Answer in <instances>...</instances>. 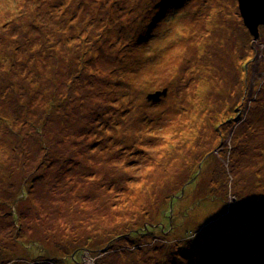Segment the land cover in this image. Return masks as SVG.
<instances>
[{"label": "rangeland", "instance_id": "374dc122", "mask_svg": "<svg viewBox=\"0 0 264 264\" xmlns=\"http://www.w3.org/2000/svg\"><path fill=\"white\" fill-rule=\"evenodd\" d=\"M24 101L48 140L19 175ZM11 209L0 264H264V24L238 0H0Z\"/></svg>", "mask_w": 264, "mask_h": 264}, {"label": "trees", "instance_id": "16d2710c", "mask_svg": "<svg viewBox=\"0 0 264 264\" xmlns=\"http://www.w3.org/2000/svg\"><path fill=\"white\" fill-rule=\"evenodd\" d=\"M24 87L26 88V86H24ZM165 88H167V87H164L161 90H163ZM16 92L18 93V90ZM19 93H20V90H19ZM29 97L32 98L31 96H28L27 98L25 96V99L27 100V102L31 101ZM25 101L21 103V106L19 105L20 106L19 108H16V113H12V112L4 113V114H6L7 119L10 122V128L13 129L14 123L16 124V127L19 126V129L16 128V135L19 138V141L17 140L16 142H14V145L12 146V148H16V149L13 152H10V154H9L10 159H15L16 161L17 160L20 161L19 165H18V163H16V170H17V172L19 171V175L22 172V169L26 170L27 168H31L33 170L34 167L40 166V162H43L44 160L38 161V154L36 151V147L40 144L45 143L48 140L47 138H45L43 136L41 125H39V122H45V121H47V119L44 117V115H42V114L39 115L36 111L32 115L26 116V113L22 112L24 110L23 107L26 109L27 105H28V103H25ZM44 109L46 111L50 112V110L45 106V104H44ZM50 145H52V144H50ZM12 148H11V150H12ZM52 150L53 149L51 148V152H52ZM212 152L213 151L211 150L209 153L212 155ZM12 154H13L14 158L12 157ZM44 159L47 160L45 157H44ZM62 160H64V159H62ZM191 179H193V178H191ZM181 192H182V190L180 191V193ZM175 197H176V195H175ZM174 200H175V198H173V201ZM173 201L171 202V206L174 204ZM16 206H17V202H16ZM14 214H15L14 210L11 209V211H9L8 213L0 214L1 215L0 220L3 219L4 217H9L10 215L14 216V218L16 219L18 217V214H16V215H14ZM149 224H150V222H147V224L145 225L146 226L145 228L151 229ZM16 225L18 227L20 224L17 223ZM17 227H16V229H17ZM131 233L139 234L137 231H134V230H132ZM107 243L105 242L106 245H107ZM34 244H35V242L30 243V245H34ZM103 244L101 245L102 249H103ZM77 250L78 249L75 250V248H74V250L69 254V257H66V261L62 260V264H75L76 262H79V260L76 257V254H75L77 252ZM120 255H122V254H120ZM38 260H39V258H38ZM74 260L76 261L75 263H74ZM252 261H254V260H251V261L249 260L248 262H252Z\"/></svg>", "mask_w": 264, "mask_h": 264}, {"label": "water", "instance_id": "95a60500", "mask_svg": "<svg viewBox=\"0 0 264 264\" xmlns=\"http://www.w3.org/2000/svg\"><path fill=\"white\" fill-rule=\"evenodd\" d=\"M241 13L245 24L252 34L258 37L259 25L264 24V0H238ZM167 93V88L149 93V99H158L161 95Z\"/></svg>", "mask_w": 264, "mask_h": 264}, {"label": "bare ground", "instance_id": "6f19581e", "mask_svg": "<svg viewBox=\"0 0 264 264\" xmlns=\"http://www.w3.org/2000/svg\"><path fill=\"white\" fill-rule=\"evenodd\" d=\"M239 23V21H237Z\"/></svg>", "mask_w": 264, "mask_h": 264}]
</instances>
